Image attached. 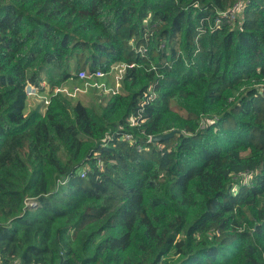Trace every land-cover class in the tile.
<instances>
[{
  "label": "trees",
  "instance_id": "1",
  "mask_svg": "<svg viewBox=\"0 0 264 264\" xmlns=\"http://www.w3.org/2000/svg\"><path fill=\"white\" fill-rule=\"evenodd\" d=\"M239 1L0 0V264H264V0ZM120 63L101 113L55 93ZM30 83L50 102L16 124Z\"/></svg>",
  "mask_w": 264,
  "mask_h": 264
},
{
  "label": "rangeland",
  "instance_id": "2",
  "mask_svg": "<svg viewBox=\"0 0 264 264\" xmlns=\"http://www.w3.org/2000/svg\"><path fill=\"white\" fill-rule=\"evenodd\" d=\"M240 20L242 18L241 14L238 15ZM238 25V23L236 24ZM239 26V25H238ZM122 72V65H116L112 68V71L110 72V75L103 78L102 81L107 83V87L114 88L117 86V82L120 81V76ZM121 83V82H120ZM122 84V83H121ZM124 87H122L121 92L122 94H126L130 92L127 85L124 83ZM47 88V87H46ZM62 88H65V92H63L65 95L68 96V98L72 101L73 104H76L77 102H82L85 105L91 106L95 108L99 113H101L102 108L106 105V97L108 91H105L102 88H98L96 85H88L84 82L80 81H74L69 80L66 84L63 85ZM251 89L250 86L246 85L245 87L240 88L239 90L235 91L233 93L232 99L237 100L241 95L245 94L247 90ZM50 90L47 88L43 93H41L39 98H28V104L27 109L25 111V114L20 117H12L11 121L15 122L16 124L23 123L28 116L33 113L34 111H38L43 113L45 111V105L43 102V99L50 98ZM154 144L158 145V142H154ZM161 148V146H159ZM83 169L87 170V167H83ZM63 177H59L55 175L54 177V183L55 187L58 188V184H64ZM252 180V174L249 173H242L239 175H234L232 178V181L234 182V188L233 191L237 192L239 184L245 183L250 184ZM36 199H28L26 202V210H30L34 208L37 205ZM36 204V205H35Z\"/></svg>",
  "mask_w": 264,
  "mask_h": 264
},
{
  "label": "built area",
  "instance_id": "3",
  "mask_svg": "<svg viewBox=\"0 0 264 264\" xmlns=\"http://www.w3.org/2000/svg\"><path fill=\"white\" fill-rule=\"evenodd\" d=\"M243 7H244V2L241 0V1L237 2L234 5L233 8H231V9L225 11V12H222L221 14L226 15V16L230 17L232 20H234V19H236V17L239 14H241V12L243 10ZM150 18H151V15H149L148 18L144 21V24L145 25H148L149 24ZM219 22H220V20L217 19L216 20V24H219ZM131 42L135 44L136 43V38L134 37L131 40ZM140 51L143 52V48H140ZM117 65H122V72H121V76H120V79L121 80L117 82V86L114 87V88H111V87L108 88L107 87V83H105L104 81H102L104 77L110 75V72L112 70L110 72H108V73H105V72H103L101 70H96V71H92V72H90L88 70H82L78 74V79H79V81L81 80L82 82H84L85 85L86 84H88L90 86L96 85L98 88H102L105 91H108V93H112V94L122 93L121 92V89H122V87L125 86L123 84V81H124V77H125V74H126L127 65L124 64V63H120V64H117ZM114 66H116V65H114ZM42 86L44 87L45 86V83H43ZM256 86L259 89L260 93L262 95H264V88L262 87V85H256ZM26 92H27L28 98H39L40 95H41V93H43V91L40 89V87H38L36 85H33L31 83L26 86ZM63 92H65V88H62V87H58L55 90V93H63ZM43 102L46 105L49 104L50 98L43 99ZM131 121L134 122L135 120L132 118ZM126 138L129 139V140H131L130 136H126ZM153 138H154L153 135L149 136L148 141L154 143L153 142ZM78 172L81 175V177H85L86 176V173H87V170L86 169H83V168H80L78 170Z\"/></svg>",
  "mask_w": 264,
  "mask_h": 264
},
{
  "label": "water",
  "instance_id": "4",
  "mask_svg": "<svg viewBox=\"0 0 264 264\" xmlns=\"http://www.w3.org/2000/svg\"><path fill=\"white\" fill-rule=\"evenodd\" d=\"M176 130H173L169 133H165V134H161V135H155L153 138V142H160V140H162L163 138H167L169 136H173L176 134Z\"/></svg>",
  "mask_w": 264,
  "mask_h": 264
}]
</instances>
